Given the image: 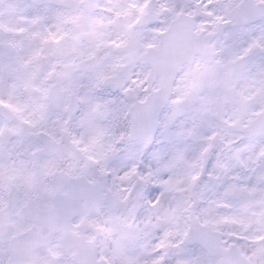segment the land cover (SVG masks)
<instances>
[{"label": "snow or ice", "instance_id": "1", "mask_svg": "<svg viewBox=\"0 0 264 264\" xmlns=\"http://www.w3.org/2000/svg\"><path fill=\"white\" fill-rule=\"evenodd\" d=\"M0 264H264V0H0Z\"/></svg>", "mask_w": 264, "mask_h": 264}]
</instances>
